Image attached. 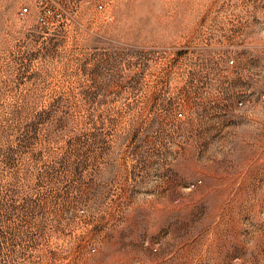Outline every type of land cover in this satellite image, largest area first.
<instances>
[{"label":"rangeland","instance_id":"rangeland-1","mask_svg":"<svg viewBox=\"0 0 264 264\" xmlns=\"http://www.w3.org/2000/svg\"><path fill=\"white\" fill-rule=\"evenodd\" d=\"M0 264H264V0H0Z\"/></svg>","mask_w":264,"mask_h":264},{"label":"built area","instance_id":"built-area-1","mask_svg":"<svg viewBox=\"0 0 264 264\" xmlns=\"http://www.w3.org/2000/svg\"><path fill=\"white\" fill-rule=\"evenodd\" d=\"M27 11V9L26 8H22L21 10H20V12L21 13H24V12H26ZM230 63H232V61H230ZM178 115L180 116L181 115V113L180 112H178Z\"/></svg>","mask_w":264,"mask_h":264}]
</instances>
